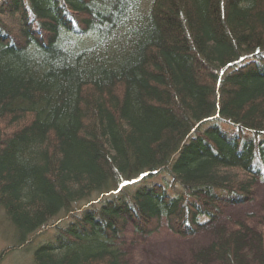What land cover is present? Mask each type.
<instances>
[{"label": "trees", "instance_id": "trees-1", "mask_svg": "<svg viewBox=\"0 0 264 264\" xmlns=\"http://www.w3.org/2000/svg\"><path fill=\"white\" fill-rule=\"evenodd\" d=\"M262 183L264 0H0L5 219L23 241L108 194L34 264H127L163 225L209 233L196 264H264V227L223 209Z\"/></svg>", "mask_w": 264, "mask_h": 264}, {"label": "rangeland", "instance_id": "rangeland-1", "mask_svg": "<svg viewBox=\"0 0 264 264\" xmlns=\"http://www.w3.org/2000/svg\"><path fill=\"white\" fill-rule=\"evenodd\" d=\"M105 196L93 193L88 199L74 203L68 212H61L50 218L28 234L23 241H18L14 229L5 219L0 208V264H34L33 250L37 245L54 241L58 229L69 221L71 215L79 214L83 208L95 204ZM223 209L226 221L238 219L239 216L251 217L256 224L264 227V183L255 188L252 203ZM224 222L222 225L225 224ZM208 239V232H200L190 238H180L163 225L149 235H131L126 243V262L127 264H196L190 260V252L192 249L205 246Z\"/></svg>", "mask_w": 264, "mask_h": 264}]
</instances>
